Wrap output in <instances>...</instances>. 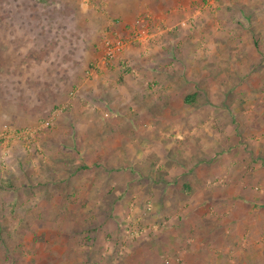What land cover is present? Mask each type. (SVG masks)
Segmentation results:
<instances>
[{"label":"rangeland","instance_id":"obj_1","mask_svg":"<svg viewBox=\"0 0 264 264\" xmlns=\"http://www.w3.org/2000/svg\"><path fill=\"white\" fill-rule=\"evenodd\" d=\"M77 1L0 0V128L36 131L27 140H0V166L14 165L17 177L38 175L35 169L42 165H63L69 172L77 166L80 171L72 172L71 186L81 188L89 183L87 176L95 174L85 197L65 198L61 191L62 198H0V262L215 264L221 259L224 264H264V204L258 201H264V182L229 186L225 173L219 174L210 187L218 194L226 189L236 199L222 202L223 210L216 203L195 208L197 215L188 213L185 205L183 192L189 190L183 177L161 188L162 198L153 187L159 175L164 177L155 170L157 165L167 173L171 162L189 167L205 160L192 145L184 144L187 138L193 145L206 138L209 158L220 136L229 147L234 145L231 150L238 139L253 140L246 136L251 120L264 114V58L253 60L248 45L264 25V0H88L91 10L86 11H79ZM106 41L116 48L114 56L106 54ZM258 50L264 53V42ZM219 63L223 86L218 83L216 89L215 72L221 70L214 67ZM145 66L173 72L158 92L144 88L145 95H156L158 105L152 109L165 114L156 130L162 135L156 137L194 130L174 149L172 140H166L167 149L160 144L154 148L153 142L142 148L138 143L137 157L125 144L132 140L135 126L122 117L142 108L121 107L112 99L119 100L118 79ZM185 69H195L192 80H201L200 71H207V90L196 93L185 86ZM170 83L173 92L164 89ZM191 99L226 107L222 114L219 107H189ZM185 110L192 114L199 110L195 114L203 116L210 111L207 118L217 113L225 119L213 124L209 118L190 128V123L188 127L181 123ZM140 124L136 131L143 130ZM116 150L125 153L128 167ZM250 150L247 145L239 156H214L208 164L217 163L227 173L235 164L248 163ZM110 159L113 168L107 163ZM87 166L91 170L83 172ZM117 172L121 181L115 180ZM16 179V185L25 183ZM29 180L37 178L31 175ZM194 191L198 189L190 196ZM158 201L165 202L160 206ZM203 211L206 220L198 216ZM232 236L230 248L219 251Z\"/></svg>","mask_w":264,"mask_h":264},{"label":"crops","instance_id":"obj_2","mask_svg":"<svg viewBox=\"0 0 264 264\" xmlns=\"http://www.w3.org/2000/svg\"><path fill=\"white\" fill-rule=\"evenodd\" d=\"M56 1V0H55ZM88 0H79L77 1L78 4V9L79 11H86V9H90V7L87 5ZM125 4V2H124ZM126 5V4H125ZM217 5V4H216ZM126 6H124L125 8ZM127 11H130L129 9L125 8ZM208 9V8H205ZM91 10V9H90ZM254 13V12H253ZM217 15V14H216ZM254 25H257V23L255 22ZM262 28V29H261ZM259 27V35L255 38V39H249V43L250 46L248 45V49L250 51H252L253 53V60L257 59L256 57H258V59L264 58V53L261 55V51L259 52L258 48L260 47V45H262V43L264 41V25H262V27ZM261 29V30H260ZM263 31V32H262ZM240 38L236 39V43H238L240 40ZM218 46L216 45V48ZM247 48V47H246ZM233 57L232 53H231V58ZM237 58L236 57H233ZM220 63L217 64L214 68V70L218 69L221 70L220 73L215 72V74H217L216 80L214 81L216 89H218L217 84H221V88H222V84H223V74L224 71L222 68H220ZM195 69H185L184 70V81L183 83L187 84L185 86H188L189 88L193 89L194 91L197 92H202L205 90H207V71H200V76H201V80H198L197 78H190V76L194 73L192 71H194ZM134 74H127L125 73L124 79L123 78H119V82H120V87L119 89V100L117 101V99H112L116 100V102H118V105L121 107H128V108H136V107H141L142 109H134V113H130L129 111L127 113H125V116H121L122 118L127 119V121L132 125L134 124L135 126V131L133 130L130 131V136L132 137V140L129 139L128 142H126L125 144L128 146L126 148L131 149V151L133 152V154H136V156L138 157V152L136 151L135 153V149L138 148V146H136L138 143L139 145H141V147L143 148L144 146H148L149 143L152 144V147L156 148L158 147L157 145H163L161 147H163V149H167L166 148V144L167 141H171L173 142V149L174 146L178 143V141L184 140L185 136L187 135L189 137L190 133L194 130H192L191 132H184V134H180V133H175L174 134H163L164 136L162 137H156L157 134L159 135L160 131L158 133H156L157 126L162 122L161 118L165 117V114H160L158 112V110L152 109V107L158 105L156 103V95H152L151 96H147L145 95L147 92H144L145 89L144 88H152L153 94L158 92L159 88L161 87L160 83H162V81H166L168 82L167 76L169 74H172V70L170 72L169 69H161V68H154V67H150V66H145L142 68H134L133 70ZM196 72V71H195ZM132 75H135L136 77H132ZM212 75V74H211ZM165 76V77H164ZM204 76V77H202ZM126 78V79H125ZM220 80V82H219ZM197 81H199V83H197ZM167 92L171 91H175V87L173 86V84H167ZM156 90V91H155ZM211 90V88H210ZM106 91V90H105ZM108 92V91H107ZM105 92V93H107ZM165 92V91H164ZM166 94V92L164 93ZM133 96L137 97V98H132ZM172 96V95H170ZM189 107H201V106H207L210 109L215 107L214 109H216V107H219L218 110L219 112H223V108H225V104L224 103H213L211 102V100H208V102L201 104L195 102L192 103V99L189 100ZM111 104V103H110ZM117 105V104H115ZM145 108L147 110V112H145ZM151 108V109H149ZM192 109V108H191ZM140 110V111H139ZM239 111V109H237ZM188 110H185V112H187ZM201 112L199 110L193 111L192 113L187 112V114L183 116L181 123L185 124L184 126L189 125L190 123V128L193 125H198L201 126L202 124H206L208 123V119H212V123H217V124H221L222 121V117H224L223 115L220 114H215V116L209 117L207 118V114H209L210 111H208V113H206L204 116L203 115H196V112ZM232 112H234V110H232ZM241 112V109L240 111ZM133 117V122H131V117ZM263 117V122H264V114L261 115ZM261 116H255V118H253V120H251V127H250V135L246 136L247 137H254L252 141H244L241 139H238L237 143H236V147L234 150H231L230 147L233 148L234 145H231L229 147V145L225 144L223 142V139L220 136V142H215V146L214 147V152L211 154L212 157H207V140L202 139V137L199 138V140L201 142H197L195 145H193V142L187 138V141L185 140L184 144H189L190 146L192 145L195 150H198L200 155H204L205 156V160H203L202 158L199 159L198 163H194L189 165V167L186 166V164L183 163H179L176 164L174 162H171L173 164L166 166L167 169V173L166 170L161 169L160 164L156 166L155 170L157 171H162L163 172V176L161 177L159 175V178L155 180L153 187L157 190V192L159 193V197L158 198H162L163 196V189L161 191V188H165L174 185L176 183H178L180 177L184 178V185L186 186V189L189 190L188 192L184 191L183 194L185 195L184 198L186 199L185 205L187 206L188 213L190 212V214H195L197 215L194 211V209L196 208L198 210V208L200 207L201 209L205 208L206 205H208L209 203H216L219 204L221 206V203L226 201V200H233L236 198L237 195L234 193H229L227 192L226 189L221 190L222 192L220 194L217 193L216 190H214L212 187H210V181L216 180L215 177L219 176V174H224L226 175L227 181L229 182L228 185H237L239 187H245L246 184H250L251 182L255 183V182H264V124L260 125L262 123V121H258L259 119L261 120ZM162 118V119H163ZM225 119V117H224ZM258 119V120H257ZM122 121V119L120 120ZM127 122V123H128ZM170 122V121H169ZM231 123H233L232 120H230ZM142 124V128L143 130L141 132L136 131V124ZM140 124V125H141ZM149 124H152L151 126ZM193 124V125H192ZM196 125V126H197ZM257 126H260L259 129ZM263 126V127H261ZM219 128V127H217ZM220 129V128H219ZM175 130V129H174ZM173 130V131H174ZM177 131V130H176ZM72 135H74L71 132ZM128 133H125V136H127ZM218 136V132L215 130V133ZM80 133H78L77 137H80ZM162 133L159 135L161 136ZM173 135V136H171ZM83 137V135H82ZM232 137H235V135L233 134ZM240 138H245V134L239 135ZM76 138V137H75ZM138 138L137 143L135 142V140ZM141 138V140L139 139ZM216 138V137H215ZM166 141V142H165ZM190 141V142H189ZM157 143V144H155ZM218 143V144H217ZM169 144V142H168ZM250 145L251 146V150L250 153H248V156L251 158L248 163H241L240 164H235L233 167H231V170H229L226 173V169H224L223 166H219L217 165V163L214 164H208V161L211 160V158H213L214 156H224L226 154H230V155H240L242 152H246V146ZM140 147V146H139ZM206 147V148H205ZM216 147V148H215ZM108 150V148H106ZM121 149V148H120ZM249 149V146H248ZM93 152V151H92ZM117 153V155L120 154V156L125 155L124 152H121L120 150H116L115 151ZM168 154H170V151L167 150ZM240 153V154H239ZM88 154H92V153H88ZM94 154V153H93ZM172 154V153H171ZM130 154H127V156ZM140 157V156H139ZM206 157L208 158L206 160ZM122 159L126 162L125 163V168L129 166L128 164V158L125 156L122 157ZM110 165V168H113L114 166H112V161L111 159L109 160V162H107ZM62 163H60L61 165ZM50 166H46V165H42L41 167H39L37 170L35 169V171H37L39 174H27V175H19L18 177L13 174L15 173V168L14 165L11 167L10 165H6L1 167L0 166V198H59L61 196L62 198V192L65 198H75V197H80L79 195L83 194L82 197H85V195L89 192L90 187H91V182H94V177L95 174H92L91 176H87V178L85 180L89 181V183H86L87 186H85V184L83 185V187L81 188L78 184V186H71L75 184V180L73 179L74 174H72V172L75 171H80L79 167H75V169L71 172H69V170L66 168H63V165L61 167H59V164H49ZM135 165V164H134ZM133 165V166H134ZM151 165H153L151 163ZM119 166V165H118ZM121 166V165H120ZM93 167V166H92ZM95 170L99 169V167L94 166ZM117 169L115 170H120V168L116 167ZM133 168V167H130ZM174 168V169H173ZM233 169V170H232ZM16 170L18 171V169L16 168ZM82 170V168H81ZM86 170H91L89 166H87L86 168L83 169V172H85ZM113 170V169H112ZM124 170V169H123ZM128 170V169H125ZM172 170L175 171V173L172 172ZM110 171V170H109ZM214 171H217V173H214ZM121 171H119L120 173ZM92 173V172H91ZM31 175H33V177H36L37 180H34L35 182H30L29 179H31ZM81 176V175H80ZM143 176V174H142ZM16 178H22V180L25 181V183L23 182L20 185H16L17 179ZM51 178H55L54 181L51 180ZM81 178V177H80ZM67 179V180H66ZM33 180V179H32ZM115 180L121 181V176L118 174L117 172V177ZM13 182V184L11 185V182ZM28 181V182H26ZM146 181V180H144ZM198 181V182H197ZM147 182V181H146ZM96 183V182H95ZM16 186V187H15ZM93 186V185H92ZM222 186H226V185H222ZM264 186V184H263ZM17 187H20L22 190L19 189V191H15V189L17 190ZM87 191H85L86 189ZM196 188L198 189V191H194V193L191 195V192L193 191V189ZM220 188V187H219ZM82 190V192H79V190ZM80 190V191H81ZM218 190V189H217ZM62 191V192H61ZM166 194V193H165ZM197 194V196H196ZM157 195V194H156ZM234 195V196H233ZM236 195V196H235ZM231 196L232 198H224V197H228ZM166 197V196H165ZM196 197V198H195ZM259 202L262 204H264V201L261 200L263 198H258ZM171 198H168L167 202H171ZM159 205L162 206L163 202L165 201H158ZM233 203V202H232ZM219 205L216 206L219 207ZM222 210L223 207L221 206ZM226 217L229 218L230 210H226ZM228 213V214H227ZM199 218H202L204 220H206V218L208 219V215H206L205 211H203L201 214L198 213ZM199 229V226H198ZM204 225H202V234H205L206 230H204ZM234 236L230 237V238H226V241L223 242L222 247L219 251L221 250H227L230 247H228L227 245L232 244L231 241L235 238H233ZM233 238V239H232ZM234 241V240H233ZM226 242V243H225ZM191 244H194L195 242L190 240ZM198 245H200L199 243H197ZM195 249V248H192ZM210 249V247H209ZM215 250L218 251V247L215 248ZM221 260V259H220ZM220 260H217L215 262V264H224L225 262H221ZM211 264H213L212 262H210Z\"/></svg>","mask_w":264,"mask_h":264},{"label":"built area","instance_id":"obj_3","mask_svg":"<svg viewBox=\"0 0 264 264\" xmlns=\"http://www.w3.org/2000/svg\"><path fill=\"white\" fill-rule=\"evenodd\" d=\"M110 45L112 46L113 43L111 41H106V47L108 48V50H106V54L108 56H114L115 54V49L113 47H110ZM36 131L34 130H30L29 129H14L10 126H2L0 128V140L2 141H8V140H27L28 138L32 137L34 135Z\"/></svg>","mask_w":264,"mask_h":264},{"label":"trees","instance_id":"obj_4","mask_svg":"<svg viewBox=\"0 0 264 264\" xmlns=\"http://www.w3.org/2000/svg\"><path fill=\"white\" fill-rule=\"evenodd\" d=\"M190 98H192V97H190ZM185 188H186V186H185ZM182 191V190H181ZM184 191V190H183ZM182 191V192H183ZM0 264H8V262H6V261H3V262H0Z\"/></svg>","mask_w":264,"mask_h":264}]
</instances>
